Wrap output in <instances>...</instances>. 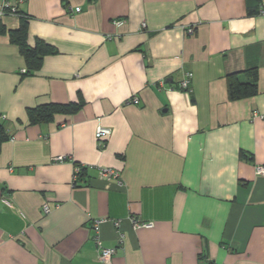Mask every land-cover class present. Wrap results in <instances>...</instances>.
<instances>
[{
    "label": "crops",
    "instance_id": "obj_1",
    "mask_svg": "<svg viewBox=\"0 0 264 264\" xmlns=\"http://www.w3.org/2000/svg\"><path fill=\"white\" fill-rule=\"evenodd\" d=\"M18 9L28 45L55 52L27 72L0 33V264H264V0ZM0 24L16 29L19 16ZM253 72L257 92L231 100L226 76ZM52 103L74 108L29 121L28 109ZM98 126L110 129L102 142ZM76 166L86 169L74 180ZM132 217L153 226L134 229ZM96 237L115 248L109 261Z\"/></svg>",
    "mask_w": 264,
    "mask_h": 264
},
{
    "label": "trees",
    "instance_id": "obj_2",
    "mask_svg": "<svg viewBox=\"0 0 264 264\" xmlns=\"http://www.w3.org/2000/svg\"><path fill=\"white\" fill-rule=\"evenodd\" d=\"M19 16V25L16 29L6 30L0 24V33H6L9 40L18 46L20 52L24 56L27 63V72L37 69L41 65L42 56L52 54L55 49L41 40L37 39L33 47L27 43V19L28 15L17 8L16 14ZM228 97L231 100L244 98L254 95L257 92V75L252 73L250 81H240L237 78V73H230L226 76ZM73 104H45L35 108L28 109L30 122H40L49 119L54 113H67L72 111ZM9 139V135L5 127L0 124V145L5 140ZM85 167H81L78 176L83 174Z\"/></svg>",
    "mask_w": 264,
    "mask_h": 264
},
{
    "label": "built area",
    "instance_id": "obj_3",
    "mask_svg": "<svg viewBox=\"0 0 264 264\" xmlns=\"http://www.w3.org/2000/svg\"><path fill=\"white\" fill-rule=\"evenodd\" d=\"M21 2V0H4L3 3L0 5V20L3 18V16L7 15V14H16L17 8H18V3ZM76 11H80V8L77 7ZM115 24L119 25L120 21L115 20L114 21ZM188 33L192 32L193 29L192 27L187 28L186 30ZM192 77V73L188 72L184 74V78L180 81L179 83V87L183 90H188L189 85H190V80ZM132 103L137 104L138 103V99L137 98H133L132 99ZM2 117L4 118L5 116L2 115ZM110 134V129L106 128V127H102V126H98L96 128L95 131V136L96 139L99 142H102V140ZM66 159H70L69 157L66 156H58L55 158L56 161L61 162L64 161ZM80 166H76L74 169V175H73V179L76 180L77 174L80 170ZM255 172L258 175H264V166L262 165H257L255 167ZM99 176L102 178H106V179H115L118 181V183H121V179H120V175L119 172L112 169V168H108V167H100L99 168ZM43 211L44 212H49L50 209L47 205H43ZM102 222V220H96L94 223V228L96 231H98V226L99 224ZM131 222L133 225L134 229H139V228H151L153 226V224L151 222H143L141 220H138L137 218L132 217L131 218ZM122 237V235H120V238ZM96 247L98 249L99 252V256L103 261H109L111 256L115 253V248H106L103 247L101 245V242L99 240L98 237H96ZM212 264H217V263H212Z\"/></svg>",
    "mask_w": 264,
    "mask_h": 264
}]
</instances>
